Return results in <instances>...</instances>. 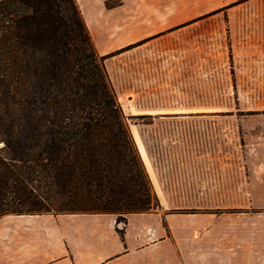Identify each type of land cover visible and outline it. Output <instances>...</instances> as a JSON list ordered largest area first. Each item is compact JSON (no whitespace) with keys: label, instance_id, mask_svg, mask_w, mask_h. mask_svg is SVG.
<instances>
[{"label":"crops","instance_id":"obj_1","mask_svg":"<svg viewBox=\"0 0 264 264\" xmlns=\"http://www.w3.org/2000/svg\"><path fill=\"white\" fill-rule=\"evenodd\" d=\"M117 1L76 0L99 55L236 0ZM145 115L130 131L158 206L122 237L112 213L1 215L0 264H264V161L210 159L204 114Z\"/></svg>","mask_w":264,"mask_h":264},{"label":"trees","instance_id":"obj_2","mask_svg":"<svg viewBox=\"0 0 264 264\" xmlns=\"http://www.w3.org/2000/svg\"><path fill=\"white\" fill-rule=\"evenodd\" d=\"M140 43L99 55L76 0H0V216L112 213L122 237L158 206L104 66Z\"/></svg>","mask_w":264,"mask_h":264},{"label":"rangeland","instance_id":"obj_3","mask_svg":"<svg viewBox=\"0 0 264 264\" xmlns=\"http://www.w3.org/2000/svg\"><path fill=\"white\" fill-rule=\"evenodd\" d=\"M215 10L182 18L188 21L183 27L163 26L151 39L106 58L104 66L129 128L151 122L149 113L204 114L192 124L207 130L210 159L242 163L251 155L259 165L264 0H236Z\"/></svg>","mask_w":264,"mask_h":264}]
</instances>
